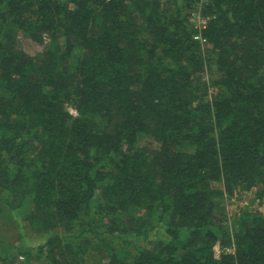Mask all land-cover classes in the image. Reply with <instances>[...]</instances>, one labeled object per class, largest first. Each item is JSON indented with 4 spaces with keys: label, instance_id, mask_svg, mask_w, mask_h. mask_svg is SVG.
Masks as SVG:
<instances>
[{
    "label": "trees",
    "instance_id": "16d2710c",
    "mask_svg": "<svg viewBox=\"0 0 264 264\" xmlns=\"http://www.w3.org/2000/svg\"><path fill=\"white\" fill-rule=\"evenodd\" d=\"M252 191L264 0H0V264L28 234L47 264H264V215L226 212Z\"/></svg>",
    "mask_w": 264,
    "mask_h": 264
},
{
    "label": "rangeland",
    "instance_id": "374dc122",
    "mask_svg": "<svg viewBox=\"0 0 264 264\" xmlns=\"http://www.w3.org/2000/svg\"><path fill=\"white\" fill-rule=\"evenodd\" d=\"M17 40L18 43L16 48L24 51L31 57H36L37 55L43 53L50 44L49 39L47 41L44 40L43 42H40L32 39L31 37L23 33L18 35ZM68 110L71 112H75V109L71 106L68 107ZM149 141L150 140L147 139L146 137H142L139 141V144L146 145L149 143ZM152 144L155 147L157 146L156 143L154 142ZM218 186L220 187V185ZM254 195L255 193L254 191H252V192H247L244 195L241 196L239 195L232 199L226 200L225 204H226L227 216L229 218H233L235 217V215H238L241 212V210H243L244 208H248L250 211L264 215V202L256 200ZM0 221H1V216H0ZM13 224L16 225L15 223ZM38 239H39L38 236L32 237L30 234H28V237L22 241L21 245H19V247L20 246L22 247L13 256L11 260V264H15L16 256L20 253H23L26 257V260L23 264H47L46 260H44L40 256V253L37 250ZM11 242H14V244H16L18 240L14 238V240H12Z\"/></svg>",
    "mask_w": 264,
    "mask_h": 264
},
{
    "label": "built area",
    "instance_id": "2783aa9c",
    "mask_svg": "<svg viewBox=\"0 0 264 264\" xmlns=\"http://www.w3.org/2000/svg\"><path fill=\"white\" fill-rule=\"evenodd\" d=\"M207 1V0H205ZM203 8L202 5H198L194 8V10L191 13L190 21L194 25V27L199 31V33L195 36L196 40H199L202 44L206 43V40L202 36V30L206 29L209 22L212 20L211 16H205L202 14ZM44 40H48V38L45 36ZM71 112V111H70ZM74 116H77V111L71 112ZM26 260V257L23 253H20L16 256L15 264H23Z\"/></svg>",
    "mask_w": 264,
    "mask_h": 264
}]
</instances>
